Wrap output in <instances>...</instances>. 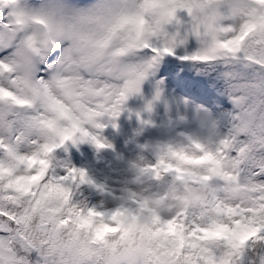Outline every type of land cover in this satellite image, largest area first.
Returning <instances> with one entry per match:
<instances>
[{"label":"snow or ice","instance_id":"snow-or-ice-1","mask_svg":"<svg viewBox=\"0 0 264 264\" xmlns=\"http://www.w3.org/2000/svg\"><path fill=\"white\" fill-rule=\"evenodd\" d=\"M221 5L241 18L238 30L217 25ZM187 37L202 45L191 59L243 51L264 64V0H0V264H54L53 230L69 224L101 243L138 228L160 242L161 264H264V184L240 185L223 152H171L141 169L155 181H220L194 217H162L148 196L131 194L111 212L85 211L73 201L84 173L51 171L53 150L118 115L122 93L148 73L130 57L171 54ZM143 213L150 223L138 226Z\"/></svg>","mask_w":264,"mask_h":264},{"label":"rangeland","instance_id":"rangeland-1","mask_svg":"<svg viewBox=\"0 0 264 264\" xmlns=\"http://www.w3.org/2000/svg\"><path fill=\"white\" fill-rule=\"evenodd\" d=\"M219 11L221 17L217 25L238 30L241 18L232 16L227 5H221ZM172 31H179L183 36L186 29L172 25L169 32ZM233 34L235 32L226 33L220 38ZM201 48L195 38L187 37L186 42L172 52L176 59L167 53L157 56L153 52L138 51L129 58L130 62L147 64L149 71L136 89L122 93L124 99L119 114L101 116L95 121L99 127L85 124L87 136L73 134V138L53 150L50 161L68 159V165L57 171L50 164L54 174L63 176L69 170L84 173L86 182L79 186L89 190L85 211L111 212L127 204L130 194L137 197L155 195L157 192H150L149 179L141 169L155 166L161 159L169 160L171 152L195 156L223 152L226 167L238 174L240 185L264 184V171L256 170L262 174L253 177V173H243L242 169L248 156V150L238 145L245 124L242 112L245 99L239 96L226 102L217 84L205 83L191 59ZM239 55L240 52L229 55L219 50L210 55V61L232 60ZM194 87L199 93L190 91ZM119 141L121 146L125 141L123 148L128 145L142 155L136 160L134 155L120 153L117 150ZM97 144L103 147L98 148ZM89 154L108 160L111 170L103 171L96 158L88 159ZM163 177L170 179L172 176ZM203 185L212 193L214 187L223 186L216 178ZM190 214L194 217L191 211Z\"/></svg>","mask_w":264,"mask_h":264},{"label":"clouds","instance_id":"clouds-1","mask_svg":"<svg viewBox=\"0 0 264 264\" xmlns=\"http://www.w3.org/2000/svg\"><path fill=\"white\" fill-rule=\"evenodd\" d=\"M212 195L208 187L181 183L171 177L161 181L158 193L148 196L149 207L158 215L169 217L183 209H195ZM157 199L159 203L154 202ZM149 223L148 213L141 214L137 221L138 226ZM53 231L50 255L54 264H161L160 242L142 234L138 228L124 238L119 233L110 235L102 243L94 242L90 232L74 224Z\"/></svg>","mask_w":264,"mask_h":264},{"label":"trees","instance_id":"trees-1","mask_svg":"<svg viewBox=\"0 0 264 264\" xmlns=\"http://www.w3.org/2000/svg\"><path fill=\"white\" fill-rule=\"evenodd\" d=\"M245 56V54H244ZM246 57V56H245ZM243 62H232L227 64L223 62L222 67L217 68L216 65H213L208 71L204 72L209 74L208 78L210 80L220 79L221 81H228V86L226 87L227 96L230 95L231 87H235L238 83L252 86L251 92L249 95V103L246 105L245 111L246 114L251 116V124L248 125V129L244 133V136L241 139L242 146H247L251 150L249 156V164L251 166L250 170L257 168L258 166L264 165V150L261 146L264 144V101L256 99L255 95L262 96L264 99V66L259 61L244 58ZM256 87V89H255ZM258 87L261 88L257 92ZM255 89V90H253ZM255 138V140H254ZM256 141H259L256 145ZM123 152H127V149H121ZM129 152H133L132 150ZM133 155L136 157V153L133 152ZM152 180L149 182L151 190L160 189L161 181ZM84 192L81 189L74 188L73 201L77 204H80L82 210L85 208L86 198ZM200 210V206H197L195 209H192L194 215Z\"/></svg>","mask_w":264,"mask_h":264},{"label":"bare ground","instance_id":"bare-ground-1","mask_svg":"<svg viewBox=\"0 0 264 264\" xmlns=\"http://www.w3.org/2000/svg\"><path fill=\"white\" fill-rule=\"evenodd\" d=\"M145 51H149V52H153V51H151V50H149V49H144ZM154 53V52H153ZM154 54H156V53H154ZM157 55V54H156ZM171 58H173V59H176V57L175 56H173L172 54H171Z\"/></svg>","mask_w":264,"mask_h":264}]
</instances>
